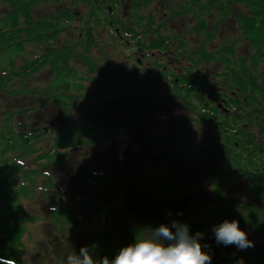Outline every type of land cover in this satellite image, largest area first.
<instances>
[{
	"label": "rangeland",
	"instance_id": "rangeland-1",
	"mask_svg": "<svg viewBox=\"0 0 264 264\" xmlns=\"http://www.w3.org/2000/svg\"><path fill=\"white\" fill-rule=\"evenodd\" d=\"M47 1L33 4L35 16L70 8L78 16L61 24L66 28L57 36L48 31L23 48L0 40V162L24 159L14 190L23 209L37 216L20 238L26 264H53L57 255L66 264L82 246L94 259H112L145 229L172 221L188 225L190 208L193 219L200 207L213 211L203 219L210 246L212 226L225 220L238 221L252 242L260 237L264 230L256 222H264V208L252 218L248 210L264 207L263 187L254 181L264 180V0H103L100 7L94 0ZM10 9L0 0L1 13ZM90 9L96 11L93 26L83 21ZM87 27L92 36L84 38ZM47 54L51 61L24 75L22 65ZM32 75L39 82L32 83ZM24 85L38 94L8 93ZM225 90L235 93L237 102L229 106L236 121L208 103L211 91L218 100ZM159 96L176 104L169 110ZM154 102L162 112L149 116ZM33 103H42L48 114L54 107L63 114L38 144L34 133L25 135L26 142L17 136L32 128L29 113L21 109ZM46 122L39 118V124ZM117 143L122 149L136 146V159L143 152L147 160L135 165L117 151L125 161L108 165L105 158ZM97 149L105 156L92 155L99 168L82 173L89 151L97 155ZM61 162L68 169L56 167ZM209 165L211 177L209 170L203 175L198 169ZM207 180L209 198L202 189ZM236 202L242 204L240 213H233ZM64 203L70 220L91 218L88 234L86 222L72 230L55 217L52 205ZM185 206L186 219L178 220L173 213ZM62 215L65 221L64 210Z\"/></svg>",
	"mask_w": 264,
	"mask_h": 264
},
{
	"label": "trees",
	"instance_id": "trees-1",
	"mask_svg": "<svg viewBox=\"0 0 264 264\" xmlns=\"http://www.w3.org/2000/svg\"><path fill=\"white\" fill-rule=\"evenodd\" d=\"M4 1H7L10 3L11 9L8 12H3V13L0 12V40H4L5 42H8L9 46H13L14 44H17L20 48H23V45L25 42L32 40L31 42L36 43L37 41H35V39L38 36L43 34L42 37H45L47 36L46 33L52 30L55 31L54 32L55 36H57L59 31H62L63 29L66 28L65 26L61 27V24H66L67 22L71 21L73 17L71 8L65 11L57 12L56 14L47 13L42 16L41 15L35 16L33 14L32 6L34 3H37L36 2L37 0H4ZM50 1H62V0H50ZM38 3L44 6V5L49 4L50 2H48L47 0H39ZM94 3H97V5L100 7V5H103L105 2L103 0H94ZM87 13H88L87 20H84L85 18H83V21H86L87 24H91L92 23L91 19L94 18L92 14L96 13V11L90 9L89 12ZM62 18L64 20L61 22ZM91 26L93 25L91 24ZM91 29L92 27H87L84 30L86 33L84 38L92 36ZM126 30L127 32H129V28H127ZM81 36H83V33ZM77 42L78 41H76V43ZM76 43H73V44H76ZM50 53L57 54L58 51L51 50ZM52 57L53 55H50V54L42 55L41 57L35 58L33 61H30L29 64L22 65L23 67L26 68V72L24 73V75L26 76L28 73L35 71L43 62L47 60L51 61L50 58ZM1 83L2 81L0 80V84ZM4 84H2V86ZM23 88L25 90L22 91L21 89ZM21 89H14L12 92L8 91V93L15 94V95L16 94H21V95L38 94L33 89L28 90L27 85H24ZM41 104L36 106L35 103H33L32 105L23 107V109H21V112L29 113L30 120H31L30 124L32 126V128H30L29 131L24 129V132L19 133V135H17L21 138H24L25 142L27 139L25 135L34 133L35 134L34 136L36 137V143L38 144V142L42 139V135H44V131H43L44 126L49 127V128H57L59 126L58 124L61 123V121L63 120V114L61 113L59 109L54 107L53 109L54 112L51 115L45 112L44 109L42 110L40 109L42 107ZM41 117L47 120L45 124L38 123L39 118ZM255 145L257 147L258 144H255ZM111 149H112L111 153H109L108 157L106 158L103 155L102 151L98 149L95 150L97 151V155H96L92 152L93 151L92 149V151H89L88 153L91 156V157H88V159L90 158L92 159V155L101 157L100 155L102 154V157L107 160L108 165L113 164V163L117 164V163H121L125 161V160H121L117 152L114 153V149L112 147ZM38 151L39 152L37 154L41 157V158L39 157V159H42L43 153L40 151V149ZM32 155L28 153L29 158H31ZM123 157L127 161L130 160V158H128V156L126 157V155H124ZM22 159H23L22 157L16 156V157H11L10 159L0 162V257L7 258V259H15L17 264H26V259H23L21 257L22 252H23L22 251L23 247L21 246V243H20L21 235H23L25 227L28 226V224H34L37 221V216L23 209L22 202L20 199L21 194L19 192L16 193V191L14 190L15 185L17 187V179L22 174L21 172L22 167H24ZM27 162H31V161H27ZM83 166L84 167L81 170H82V173H85V174H87V172L92 169L99 168V165H97L95 162L91 160H89V162L87 160L83 164ZM56 167L58 168L63 167L64 169H68L66 162H63V163L61 162V164L56 165ZM113 169L117 171V169L114 166H113ZM42 172L43 171L41 169L40 173ZM64 172L67 173L66 171ZM24 174H28V172H23V175ZM102 175H105V173L103 172ZM91 176L98 178L99 175L95 174ZM30 181L33 182L34 180H30ZM254 181H255V184L257 181V187H263L262 190L264 191V180H262V182H259V180H254ZM202 189H204V191L206 190L207 197L209 198L210 194H209L208 188L206 187V181H205V184H203ZM62 195L63 193L61 192L59 196V203H61L62 201ZM207 197L206 199H208ZM261 198H263L264 200V196H261ZM52 206H53L51 209L52 212L55 210V213H59L58 215H55V217L59 221L66 223L67 228H72V230H74L76 227H81L80 225H77L76 223L85 224L86 222L87 223L86 234L90 232L88 230H92L89 227L90 224H88L87 222L88 220H86L85 218L77 216L75 220L74 219L70 220V213L72 212L68 209V206L65 203L61 204L56 209L54 208V205ZM241 206H242L241 203L236 202L233 205V209H232L234 210L233 213H240ZM187 207L188 206H185L180 212L173 213L174 216H177L178 220L186 219L185 216L187 214V210L189 209ZM250 208H253V207H250ZM263 208L264 207L260 209L258 208L257 210H253V209L248 210L249 211L248 218H252L250 217L252 213L255 214L256 211L258 210L261 211V209ZM62 210H64V213H66L68 216V218L65 221L64 219L63 220L60 219L63 216ZM212 212L213 211L211 210L205 209V207L204 208L200 207L196 211L195 217L193 219L191 218L192 209L190 208V215L188 217V219H191L190 222L193 220V222H191L190 224L188 222L190 233L195 235V233L199 231L204 234L200 243L202 245V250L207 252L209 255H211L212 257L211 264H239L241 260L243 261V264H264V235H263L264 233L259 235L260 237H257L253 240L252 247H249L245 250L238 249L237 251L232 250V251L226 252V249H221V248H225L228 246H222L223 244H217L214 239H213V243H215L214 246H210V242L208 239L209 227H207L208 226L207 222L205 223L203 222V219L205 218V220H209L210 217L208 215L213 216ZM232 216L234 218H238L241 221L245 222V219L242 218L244 219L242 220L241 216H238V215H232ZM33 218L36 219V221L33 220ZM91 225L94 226L92 223ZM256 225L262 230H264V222H261V223L256 222ZM83 231H85V229H83ZM205 244L209 245L210 247L204 248L203 245ZM208 249L210 250L217 249V250L208 251ZM45 252L47 254L49 253L51 255H54V253L50 251L49 247L45 248ZM52 263L53 264H63L62 256L57 255L55 257H52Z\"/></svg>",
	"mask_w": 264,
	"mask_h": 264
},
{
	"label": "clouds",
	"instance_id": "clouds-1",
	"mask_svg": "<svg viewBox=\"0 0 264 264\" xmlns=\"http://www.w3.org/2000/svg\"><path fill=\"white\" fill-rule=\"evenodd\" d=\"M175 229V232L172 229ZM212 232L217 244L235 245L239 250L253 246L247 234L236 220L213 225ZM203 233H190L185 223L172 221L139 232L133 243L122 247L114 258L107 256L94 259L87 246L67 256L66 264H211L212 257L202 250ZM204 248L210 247L203 245ZM0 264H17L15 259L0 257ZM239 264H243L241 260Z\"/></svg>",
	"mask_w": 264,
	"mask_h": 264
},
{
	"label": "flooded vegetation",
	"instance_id": "flooded-vegetation-1",
	"mask_svg": "<svg viewBox=\"0 0 264 264\" xmlns=\"http://www.w3.org/2000/svg\"><path fill=\"white\" fill-rule=\"evenodd\" d=\"M137 48V47H136ZM197 87L199 88L198 84H197ZM226 91V90H225ZM225 97L221 96L220 99L218 100H215V98L213 99L214 95H213V92L211 91L209 94H208V98L210 99V101L208 102L209 105L210 103L212 102V104L217 108L218 112H221V116L227 120V118H230L232 117L233 121H236V119H234V113L232 114V107L229 106V104H233V103H236L237 101L234 100L233 96L235 95V93L231 90H228L225 92ZM160 98V101L162 100L163 102H165L166 104V107L170 110L172 109L171 106H173L174 104V98L172 97H165V96H159L157 97L156 99H159ZM204 103V101L202 102ZM169 104V105H168ZM182 105V104H181ZM226 108V109H224ZM224 111V112H222ZM160 112H162V110L159 109L158 107V103H153L152 104V114H159ZM223 114H225L227 116H224ZM131 144H135L134 141H130ZM118 149L121 148V145H119V147H117ZM260 147H258L259 149ZM137 148L136 147H133V152L136 150ZM260 150V149H259ZM128 154H130V151H127ZM205 160L209 159L210 158H204ZM203 160V161H205ZM212 166V165H211ZM211 166L209 165V167H203V166H200L198 167V169L200 170V172H204L206 173L210 168Z\"/></svg>",
	"mask_w": 264,
	"mask_h": 264
},
{
	"label": "crops",
	"instance_id": "crops-1",
	"mask_svg": "<svg viewBox=\"0 0 264 264\" xmlns=\"http://www.w3.org/2000/svg\"><path fill=\"white\" fill-rule=\"evenodd\" d=\"M36 76H38V75H32L31 76V79H30V81L32 82V83H36V82H39L35 77ZM40 83H42V82H40ZM173 231V230H172ZM174 232V231H173Z\"/></svg>",
	"mask_w": 264,
	"mask_h": 264
}]
</instances>
